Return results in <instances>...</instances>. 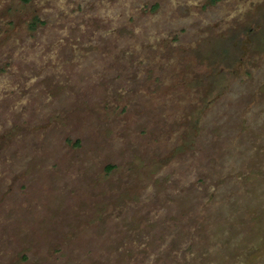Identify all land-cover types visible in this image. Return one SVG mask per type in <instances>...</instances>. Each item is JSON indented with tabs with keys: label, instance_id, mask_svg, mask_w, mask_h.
Returning a JSON list of instances; mask_svg holds the SVG:
<instances>
[{
	"label": "rangeland",
	"instance_id": "1",
	"mask_svg": "<svg viewBox=\"0 0 264 264\" xmlns=\"http://www.w3.org/2000/svg\"><path fill=\"white\" fill-rule=\"evenodd\" d=\"M0 264H264V0H0Z\"/></svg>",
	"mask_w": 264,
	"mask_h": 264
},
{
	"label": "trees",
	"instance_id": "2",
	"mask_svg": "<svg viewBox=\"0 0 264 264\" xmlns=\"http://www.w3.org/2000/svg\"><path fill=\"white\" fill-rule=\"evenodd\" d=\"M38 19H39V18H38V17H36V18H35V20L32 22V24H31V25H32V26H35V23H36V21H37Z\"/></svg>",
	"mask_w": 264,
	"mask_h": 264
}]
</instances>
